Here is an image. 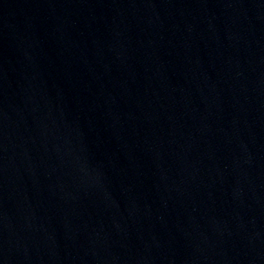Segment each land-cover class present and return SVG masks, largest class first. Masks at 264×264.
Masks as SVG:
<instances>
[{"label":"water","instance_id":"1","mask_svg":"<svg viewBox=\"0 0 264 264\" xmlns=\"http://www.w3.org/2000/svg\"><path fill=\"white\" fill-rule=\"evenodd\" d=\"M0 264H264V0H0Z\"/></svg>","mask_w":264,"mask_h":264}]
</instances>
